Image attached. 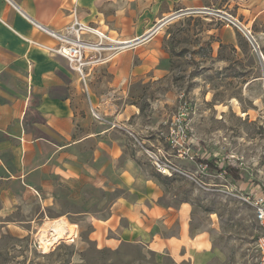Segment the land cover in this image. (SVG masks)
<instances>
[{"label":"rangeland","instance_id":"1","mask_svg":"<svg viewBox=\"0 0 264 264\" xmlns=\"http://www.w3.org/2000/svg\"><path fill=\"white\" fill-rule=\"evenodd\" d=\"M171 4L161 0V12L167 7L177 17L158 28L153 39L95 68L88 92L82 82L80 132L83 137L96 127L97 150L112 156L113 202L139 201L147 234L164 237L178 236L180 209L187 206L189 238L176 255L148 250V240L104 247L90 239L86 222L77 225L76 238L71 225L62 236L57 231L41 236L30 222L38 203L29 209L0 207V264H257L258 224L246 200L264 196V46L259 40L264 26L245 27L232 0ZM138 6L125 7L135 11ZM225 18L236 20V26ZM154 24L131 30L129 38L141 37ZM222 26L233 29L232 43L218 32ZM89 95L107 121L92 111ZM92 148L86 143L82 153ZM145 149L164 156L176 172L158 174ZM197 158L215 160L218 169L240 170L239 180L203 170ZM121 169L128 173V189L116 186ZM81 197L84 208L102 194L86 188ZM77 206V201L64 204L70 211ZM166 215L172 222L169 233Z\"/></svg>","mask_w":264,"mask_h":264},{"label":"crops","instance_id":"2","mask_svg":"<svg viewBox=\"0 0 264 264\" xmlns=\"http://www.w3.org/2000/svg\"><path fill=\"white\" fill-rule=\"evenodd\" d=\"M130 1L139 5L137 10L125 7L132 3ZM166 1L172 3V8L175 1L193 0ZM232 1L237 6L238 16L247 23L245 27L253 22L264 26V0ZM74 6L81 22L127 46L113 56H108V52L92 55V59L98 60L83 68L84 79L64 58L45 49L59 45L47 31H63L71 21ZM165 10L167 7L161 12V0H0L1 210L29 209L38 203L40 210L30 222L41 236L46 231L56 235L53 226L57 223L60 233H70L67 226H74L72 236L76 238L77 225L86 222L92 228L90 239L98 246L117 248L123 243L148 240L147 249L152 252L168 250L178 254L189 238L187 206L180 209L177 237H164L155 231L147 234L146 218L139 201L130 202L126 197L112 201V156L105 157L97 150L96 127L83 137L80 132L84 108L82 82L88 92L87 81L95 68L111 62L131 47L153 39L160 31L162 20L172 16ZM153 20L155 24L141 37L129 38L131 30L142 28ZM229 28L232 32L224 26L218 32H225L232 43L233 29ZM83 38L96 40L89 34ZM259 40L264 46V33ZM89 97L92 111L107 121L95 107L96 100ZM86 143L93 145L88 154L82 153V145ZM103 156L104 163L100 162ZM121 172L116 186L128 189V173L122 169ZM86 188L102 197L99 200L93 198L89 206L82 208L79 202ZM107 195H110L108 205ZM68 201H77L78 206L72 211L65 209L64 204ZM47 209H53L55 215L49 217ZM163 223L168 232L172 225L169 215Z\"/></svg>","mask_w":264,"mask_h":264},{"label":"built area","instance_id":"3","mask_svg":"<svg viewBox=\"0 0 264 264\" xmlns=\"http://www.w3.org/2000/svg\"><path fill=\"white\" fill-rule=\"evenodd\" d=\"M199 12L201 11L192 10L190 13L196 14ZM71 15V21L63 29V31L55 33L44 29L59 42V45L55 48H44L47 51H52L54 54L64 58L67 61L69 67L78 72L82 79H84L83 68L88 64L98 60L96 58L92 59V55L100 54V52H108V56H113L119 51L125 49L127 46L121 42L111 39L108 35L100 32L97 28L81 22V20L76 15L75 10L72 11ZM176 17V14H173L169 18H166V20H171ZM225 19L236 26L234 23L236 20H233L232 18ZM166 20H162V24L160 25L162 26L163 22ZM161 26L159 28H161ZM86 34L93 36L96 38V40H85L83 37ZM87 52L89 53L88 55H86ZM259 55L263 59L262 54L259 53ZM98 117L99 116H96V118ZM178 142L179 140L177 139L175 143ZM173 145L175 147L177 146V144ZM144 151L147 154L153 169L158 174L170 176L171 173L176 172L174 165L165 159L164 156H160L150 149H145ZM188 151L189 148L186 149L184 154H187ZM200 166L203 170H207L206 164L201 163ZM246 202L253 206L255 220L258 224V233L255 241L256 263L264 264V196H258L257 198L255 197L254 200L248 199Z\"/></svg>","mask_w":264,"mask_h":264},{"label":"trees","instance_id":"4","mask_svg":"<svg viewBox=\"0 0 264 264\" xmlns=\"http://www.w3.org/2000/svg\"><path fill=\"white\" fill-rule=\"evenodd\" d=\"M192 147V146H190ZM197 161L199 164L203 163V164H206L207 165V170L210 171V172H213V171H219L220 174H223V175H229L231 174V176L234 178L235 181H238L239 180V170L238 169H235V168H230V167H227L225 169H218L217 165H216V162L215 160H201V159H198L197 158Z\"/></svg>","mask_w":264,"mask_h":264},{"label":"bare ground","instance_id":"5","mask_svg":"<svg viewBox=\"0 0 264 264\" xmlns=\"http://www.w3.org/2000/svg\"><path fill=\"white\" fill-rule=\"evenodd\" d=\"M161 24H162V23H161ZM54 225H55V226H54V230L57 231V235L59 234V235L62 236V234H60L61 231L59 232V228L57 227L58 224H57V223H54ZM53 236H54V235H53ZM59 237H60V236H59ZM41 239H42V238H41Z\"/></svg>","mask_w":264,"mask_h":264},{"label":"water","instance_id":"6","mask_svg":"<svg viewBox=\"0 0 264 264\" xmlns=\"http://www.w3.org/2000/svg\"><path fill=\"white\" fill-rule=\"evenodd\" d=\"M168 20H169V19H168ZM168 20L164 21L163 24H164L165 22H167ZM247 37H248V36H247ZM248 38H249V37H248Z\"/></svg>","mask_w":264,"mask_h":264}]
</instances>
